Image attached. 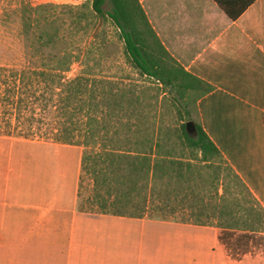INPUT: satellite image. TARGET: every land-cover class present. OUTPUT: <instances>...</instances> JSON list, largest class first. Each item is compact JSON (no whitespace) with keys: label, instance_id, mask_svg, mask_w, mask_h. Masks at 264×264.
<instances>
[{"label":"crops","instance_id":"obj_1","mask_svg":"<svg viewBox=\"0 0 264 264\" xmlns=\"http://www.w3.org/2000/svg\"><path fill=\"white\" fill-rule=\"evenodd\" d=\"M165 49L213 89L197 121L264 209V0H139ZM83 146L0 134V264H264L214 226L78 207Z\"/></svg>","mask_w":264,"mask_h":264},{"label":"trees","instance_id":"obj_2","mask_svg":"<svg viewBox=\"0 0 264 264\" xmlns=\"http://www.w3.org/2000/svg\"><path fill=\"white\" fill-rule=\"evenodd\" d=\"M214 1L230 19H235L252 0ZM104 2L91 1L93 14L97 18L109 16L120 31L130 66L139 75L158 83L154 94L156 104L163 100L159 96L162 89L175 90L181 99L190 92L198 99L213 89L210 83L186 71L165 49L139 0H109L108 11L103 10ZM49 43L45 41L28 50L39 60L0 64L3 135L15 133L29 138L39 133L83 146L82 174L90 170L94 187L88 203L97 206L92 212L130 217L174 219L173 214L180 207L170 200L178 197L184 201L192 194L183 184L189 183L187 172L196 165L183 159L186 150H197L200 153L197 160L202 165L220 163L246 196L241 201L225 182L222 192L216 191L213 203H206L203 198L198 205L187 203L192 209L188 214L182 213V220L178 221L218 228V240L235 259L251 254L247 250L250 241L264 239V209L200 124L188 112L187 120L194 122V135L185 129L187 120L174 126L154 120L147 122L143 88L132 82L119 85L115 80L98 76L85 62L79 74L67 78L65 72L72 63V52L47 51L45 47ZM117 113L126 119L115 118ZM76 137H79L77 142L73 141ZM102 137L106 138L104 152L96 159L85 147ZM89 162L94 165L88 167ZM101 187L104 192L100 191ZM187 205L182 207L187 209Z\"/></svg>","mask_w":264,"mask_h":264},{"label":"rangeland","instance_id":"obj_3","mask_svg":"<svg viewBox=\"0 0 264 264\" xmlns=\"http://www.w3.org/2000/svg\"><path fill=\"white\" fill-rule=\"evenodd\" d=\"M91 1L0 0V64L12 65L31 59L39 60L28 50L45 41H50L45 50L55 53L71 51L74 56L69 70L65 72L67 78L79 74L85 62L95 70L98 76L115 80L119 85L132 82L139 85L137 88H143L142 90H145L143 102L147 103L145 108L147 122L154 120L174 126L187 120L189 116L194 118L197 99L195 93L185 94L181 99L175 90L162 89L159 96H162L163 100L159 97L160 102L155 103L154 94L158 83L151 78L139 75L138 71L130 66L124 54V44L119 29L109 16L97 18L92 12ZM103 10H110L109 0H105ZM115 118L122 121L126 119L118 113ZM133 120L139 119L133 117ZM3 132L0 129V134ZM10 136L21 137L15 133ZM78 138H74L73 141L77 142ZM29 139L63 141L54 137H45L39 133ZM105 140L106 138L102 137L97 139L96 143H89L85 147L86 152L99 159L104 152L102 147ZM186 154L183 160H191L196 165L187 172L189 183L183 184L184 188L190 190L192 194L184 201H180L178 197L170 200V203L180 207L173 214V220L180 221L182 213L188 214L191 211L192 208H189L187 203L198 205L201 198L206 203H213L216 200V191L221 193L222 184L225 182L230 184L233 193L244 202L246 193L230 178L228 172H224L220 163L202 165L197 160L200 154L197 150H186ZM88 164V167L90 164L94 165L92 162ZM89 172V169L85 170L80 178L78 207L92 212L97 210V206L88 203L91 202L94 194ZM100 191L104 192L103 187ZM179 202L185 203L187 209L182 207L185 204L181 205L183 203ZM247 250H250L251 254L246 255H255L264 259V239L250 241Z\"/></svg>","mask_w":264,"mask_h":264},{"label":"water","instance_id":"obj_4","mask_svg":"<svg viewBox=\"0 0 264 264\" xmlns=\"http://www.w3.org/2000/svg\"><path fill=\"white\" fill-rule=\"evenodd\" d=\"M185 129L188 134L194 135L195 134V126L192 120H188L185 122Z\"/></svg>","mask_w":264,"mask_h":264}]
</instances>
